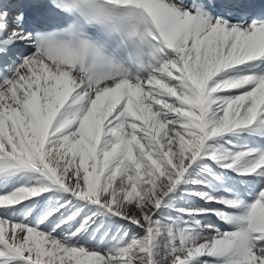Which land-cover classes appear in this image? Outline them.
<instances>
[{
	"label": "snow or ice",
	"instance_id": "1",
	"mask_svg": "<svg viewBox=\"0 0 264 264\" xmlns=\"http://www.w3.org/2000/svg\"><path fill=\"white\" fill-rule=\"evenodd\" d=\"M0 264H264V0H0Z\"/></svg>",
	"mask_w": 264,
	"mask_h": 264
},
{
	"label": "bare ground",
	"instance_id": "2",
	"mask_svg": "<svg viewBox=\"0 0 264 264\" xmlns=\"http://www.w3.org/2000/svg\"><path fill=\"white\" fill-rule=\"evenodd\" d=\"M214 219V218H213Z\"/></svg>",
	"mask_w": 264,
	"mask_h": 264
}]
</instances>
